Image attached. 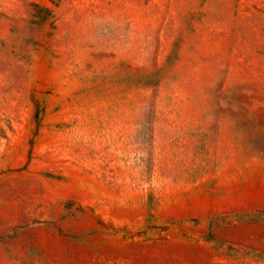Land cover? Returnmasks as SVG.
<instances>
[{
	"label": "rangeland",
	"instance_id": "obj_1",
	"mask_svg": "<svg viewBox=\"0 0 264 264\" xmlns=\"http://www.w3.org/2000/svg\"><path fill=\"white\" fill-rule=\"evenodd\" d=\"M0 264H264V0H0Z\"/></svg>",
	"mask_w": 264,
	"mask_h": 264
}]
</instances>
